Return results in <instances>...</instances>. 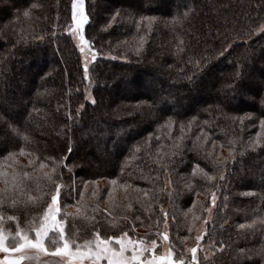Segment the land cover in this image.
Returning <instances> with one entry per match:
<instances>
[{"label": "trees", "instance_id": "trees-1", "mask_svg": "<svg viewBox=\"0 0 264 264\" xmlns=\"http://www.w3.org/2000/svg\"><path fill=\"white\" fill-rule=\"evenodd\" d=\"M72 2L0 0L6 225L35 221L59 183L67 237L166 227L185 264L192 247V264H264V0H84L95 103Z\"/></svg>", "mask_w": 264, "mask_h": 264}, {"label": "snow or ice", "instance_id": "snow-or-ice-1", "mask_svg": "<svg viewBox=\"0 0 264 264\" xmlns=\"http://www.w3.org/2000/svg\"><path fill=\"white\" fill-rule=\"evenodd\" d=\"M33 8L37 5L33 4ZM79 7L78 13L74 11L73 13V24L70 25L66 30L71 33L73 38L78 39L79 41V50L81 53L85 52V49L88 50V53L91 55V61L97 59V53L95 48L91 47V41L86 39L84 34V26L90 23V17L85 12L84 0H73V8L76 9ZM29 12L26 10L24 16H28ZM187 15V13H185ZM143 38L141 37V41ZM140 47H143L141 43ZM139 48L136 49L139 52ZM84 74L85 78L88 75V61L86 60L84 64ZM92 103H95L93 100ZM264 103V101H262ZM71 118V115H69ZM172 118L169 117L167 121V126L171 128ZM207 123V122H205ZM261 128H264V120L260 121ZM181 132H183V124H181ZM27 139V137H25ZM259 143V141H257ZM254 146V145H253ZM139 149H137L138 151ZM23 153L24 149H20ZM71 149H69V152ZM11 155V154H10ZM31 163V162H30ZM44 165L41 164V167ZM64 167H67L66 164H63ZM196 168H199V165H196ZM56 171V167L53 166V172ZM203 172V169H200ZM195 172V169H194ZM48 178L51 180V174H47ZM207 176V173H204ZM211 179V177H209ZM113 185L116 184V181H111ZM55 194L51 195L50 202L47 203L46 211L43 216L40 218V222L34 227L29 228V231L35 232V238H31L27 232L23 230H18L16 232V237H18V242L15 247L8 248L4 246L5 237L2 232H0V251L5 253H20V255L15 258L8 260V264H21V261L25 259H33V257L27 256L23 250L24 249H35L38 252H47L48 249L45 247V238L49 236L51 232L55 237L58 238L54 243H59L60 246L55 248V254L68 257V264H83L85 259L90 261V264H100L102 260H106L107 264H185V257L183 253H180L179 258L173 259L172 247L170 245L168 253L164 256H156L154 250L157 248V239H151L150 243H144L141 240H133L128 236V232L124 231L120 235H110L107 237H102L99 229L95 231L94 238L90 240H85L83 244H78L76 240L66 237L65 232V221L67 220V215L63 218H58L60 213V207L58 203V198L61 195L62 186L59 183H54ZM145 195L148 193L145 192ZM111 195V192H109ZM213 203H215V197L213 196ZM167 216V213H165ZM10 219H15L11 217ZM134 227V225H133ZM157 237L163 241H168L169 237L167 232L157 233ZM203 236H197L196 241H199ZM118 245V247L114 246ZM75 245V248H73ZM131 253L128 255L127 253ZM146 252H153V255L150 258L141 259ZM191 260L189 264L197 261V247H192L190 249ZM0 264H4V261H0Z\"/></svg>", "mask_w": 264, "mask_h": 264}, {"label": "rangeland", "instance_id": "rangeland-1", "mask_svg": "<svg viewBox=\"0 0 264 264\" xmlns=\"http://www.w3.org/2000/svg\"><path fill=\"white\" fill-rule=\"evenodd\" d=\"M77 3H78V0H77ZM2 4H3V0H2ZM74 11L78 13L79 7H77L76 9H74L73 8V2H72V17H73ZM72 24H73V19H72V22H71L70 25H72ZM263 29H264V20L261 22V24L258 27V29L256 30V33L255 34L259 33ZM72 39L75 42V44H76V46H77V48L79 50V41H78V39L73 38V37H72ZM250 44H252V43H249V45ZM263 47H264V45H263ZM5 52H6V50L5 49L4 50L2 49V51L0 52V56L1 55H4ZM79 53H80V56H81V62H82L83 67H84V64H85V62L87 60L88 61V68H89V66H90V64H91L92 61H91V55L88 53V50L85 49V52L84 53H81L80 50H79ZM102 56L109 57V58H117L113 54H110V53H105ZM45 59L46 60H51V57L48 55V56H46ZM0 72H1V70H0ZM0 75H1V73H0ZM86 81H87V84H86V86L84 88V99H85V101L92 102L93 101V97H92V94H91L92 84L90 83L88 77H87ZM225 87L228 88V93H223L224 95H230L229 89L231 91H233V92L235 91V87H232V84L231 83H227V84L224 83L222 85V91H223V89ZM166 90L167 89L164 88V91L165 92H166ZM231 94H233V93L231 92ZM159 95H160V93H159ZM233 97H235L234 94H233ZM82 106L83 105H81V107ZM112 107L113 106H111L110 107L111 108L110 111L108 110L109 112H107L108 115H110V116L111 115L114 116L113 114L118 111V109L114 110V109H112ZM0 113H2L1 106H0ZM119 116L120 115H117L116 114L114 117L119 118ZM2 119L3 118H1V120ZM7 130H8V128H7ZM53 194H55V192ZM213 204L214 203H213V196H212L210 206H209V208L207 210V214H210ZM45 211H46V209L44 210V212ZM44 212L35 221L29 222V223H25L23 227H17L18 226V223L13 222V225H16L15 228H14V230L11 229L10 226H9V225H12V223H10L9 225H6V222L7 221H10V219H9L10 217H8V216L1 217L0 216V232H2L3 235H4V237H5L4 246L5 247H8V248L15 247V245L18 242V239H19L15 235L18 230H23L24 232H27V234L31 238H35V232L34 231H29V228L34 227L35 225H37L40 222V218L43 216ZM58 218H60V217H58ZM164 232H167V228L166 227H164V229H163V233ZM93 238H94V235L89 236V237H87V236H83V237L82 236L81 237L80 236H77V237L73 236V237H71V239L76 240V242L78 244H83V242L85 240H90V239H93ZM130 238L133 239V240H141L144 243H150V241H147L145 239V237H139V236H137V237H130ZM57 240H58V238L55 237L50 232L49 233V236L47 238H45V247L48 249L47 252H38L35 249H24L23 252L27 256L33 257V259H25V260L21 261V264H68V257L55 254V248L58 247V246H60L59 243H54V241H57ZM113 244H114V246L118 247V245H115L114 242H113ZM169 247H170V243L168 241H163L162 239L158 238V240H157V248L154 250V254L156 256H164V255H166L168 253ZM73 248H75V245H73ZM187 250H189V248ZM127 254L130 255L131 253L129 252ZM18 255H20V253H5L3 251H0V261H4V264H8V260L9 259L15 258ZM152 255H153V252H146L144 254V256L141 257V259L150 258ZM83 264H90V261L88 259H85L83 261ZM100 264H107V261L106 260H102L100 262Z\"/></svg>", "mask_w": 264, "mask_h": 264}]
</instances>
